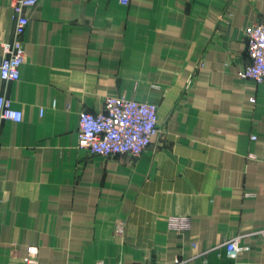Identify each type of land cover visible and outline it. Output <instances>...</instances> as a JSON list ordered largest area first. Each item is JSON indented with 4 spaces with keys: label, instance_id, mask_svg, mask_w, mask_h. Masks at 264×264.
I'll use <instances>...</instances> for the list:
<instances>
[{
    "label": "crops",
    "instance_id": "1",
    "mask_svg": "<svg viewBox=\"0 0 264 264\" xmlns=\"http://www.w3.org/2000/svg\"><path fill=\"white\" fill-rule=\"evenodd\" d=\"M14 1L0 0V61ZM26 13L21 78L0 77L22 112L0 122V264H27L34 246L40 264H264V83L239 76L264 0H40ZM113 95L158 105L139 157L78 147L80 111ZM237 236L247 249L229 258Z\"/></svg>",
    "mask_w": 264,
    "mask_h": 264
},
{
    "label": "built area",
    "instance_id": "2",
    "mask_svg": "<svg viewBox=\"0 0 264 264\" xmlns=\"http://www.w3.org/2000/svg\"><path fill=\"white\" fill-rule=\"evenodd\" d=\"M39 1L15 0L11 5V19L15 26L12 38L3 43L0 77L4 81L16 82L21 78V68L25 61L24 36L30 24L26 12L35 7ZM121 1L124 4L129 3V0ZM244 35L248 42L251 61L239 72V76L262 84L264 83V20L246 26ZM3 120L21 122L22 112L14 107L11 98L1 95L0 122ZM158 134V105L153 102L113 95L106 98L103 110L92 113L84 109L80 112L78 146L88 149L95 155L107 158L118 155L139 157ZM256 138L255 135L252 136V139ZM169 226L173 230L184 231L189 228L190 220L185 217H172ZM125 232V221L117 220L115 234L124 237ZM254 234L264 237V229ZM240 241L241 237L237 236L224 242L229 258L237 259L247 249L240 245ZM209 251L206 250L203 255ZM23 260L27 264H40L38 247H31ZM175 264H187V260H179Z\"/></svg>",
    "mask_w": 264,
    "mask_h": 264
},
{
    "label": "rangeland",
    "instance_id": "3",
    "mask_svg": "<svg viewBox=\"0 0 264 264\" xmlns=\"http://www.w3.org/2000/svg\"><path fill=\"white\" fill-rule=\"evenodd\" d=\"M13 36V35H12ZM118 96H122V95H118ZM106 100V99H105ZM135 100V99H134ZM139 101V100H138ZM84 110V109H83ZM82 111V110H81ZM80 111V112H81ZM80 116V115H79ZM159 133H160V127H159ZM78 135H79V132H78ZM153 143V142H152ZM79 147V146H78ZM83 149H85V148H83ZM86 150H88V149H86ZM89 151V150H88ZM90 152V151H89ZM100 156V155H99ZM107 158V157H106ZM108 158H110V157H108Z\"/></svg>",
    "mask_w": 264,
    "mask_h": 264
}]
</instances>
